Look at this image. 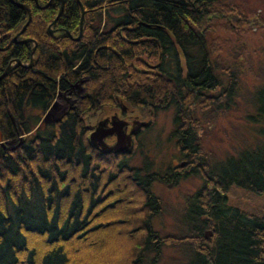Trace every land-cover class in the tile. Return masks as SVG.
I'll return each instance as SVG.
<instances>
[{
  "label": "trees",
  "instance_id": "trees-1",
  "mask_svg": "<svg viewBox=\"0 0 264 264\" xmlns=\"http://www.w3.org/2000/svg\"><path fill=\"white\" fill-rule=\"evenodd\" d=\"M36 1L43 6L48 0ZM78 1L84 21L80 39L73 41L66 34L78 33L76 0H63L62 12L51 28L65 30L54 34L47 26L58 11L59 0H51L45 8H36L33 0H12L27 5L30 11V21L18 40L30 39L36 47L30 67L12 64L0 79V264H108L117 251L108 243L110 235L125 227L129 217L134 218L130 210L125 218L120 208H111L115 202L108 203L113 189L107 185L114 176L108 174L107 183L101 184L107 171L104 167L116 164L114 170H123L124 159L110 155L109 162L93 153L72 114L53 125L39 123L57 91L67 90L69 82L82 75L91 98L87 106L97 100L113 105L124 102L137 112L147 109L148 115L142 117L147 120L157 110L167 109L171 101H177V115L183 103L197 106L201 94L207 100L201 103L208 106L213 97L206 91L220 84L210 68L208 30L220 26L232 31L235 23L242 31L249 25L264 24L262 16L247 20L242 12L228 20L233 9L220 0ZM12 2L0 0V75L11 59L27 64L33 46L32 42L11 40L26 20L25 12ZM176 48L182 51L183 68ZM160 56L162 67L169 71L138 70L143 68L144 57L156 64ZM156 67L159 65L150 68ZM225 69L228 76L236 73V67ZM256 94L253 103L264 128V83ZM187 122L178 145L189 154L199 122L195 117ZM263 128L260 143L227 159L219 171L207 169L204 177L200 175L203 183L191 198L195 204L186 212L187 228L193 235L177 237L179 243L190 242L184 264H264V217L247 215L225 203L231 185L255 194L264 191ZM136 171H128V182L142 196L139 206L155 214L159 199L148 191L146 176L145 181L135 179ZM156 178L170 185L165 177ZM208 180L211 189L205 187ZM108 211L118 214L105 226L99 220ZM135 226L139 228L123 234L125 246L121 247L126 254L130 251L123 264H143L147 254L162 246L152 235L149 220H137ZM210 226L213 233L204 239L200 231ZM98 234L104 239H97ZM88 244L96 251L89 263L81 255Z\"/></svg>",
  "mask_w": 264,
  "mask_h": 264
},
{
  "label": "rangeland",
  "instance_id": "rangeland-1",
  "mask_svg": "<svg viewBox=\"0 0 264 264\" xmlns=\"http://www.w3.org/2000/svg\"><path fill=\"white\" fill-rule=\"evenodd\" d=\"M220 1L224 6L226 4L233 9L230 15L227 16L228 20L237 14L239 15L240 12L247 20H253L252 18L255 15L264 18V0ZM233 24L231 25L232 31H227L219 26L214 29H207L208 33L205 36L210 47L208 56L210 68L217 83H220L216 89L206 91L208 96L213 97L212 100L209 99V102L211 101L210 105L207 106L201 103V101H207L204 99L205 96L201 94L198 97L201 99L199 105L197 104L198 107L194 104L186 105L183 103L181 112L178 114L180 116H178L175 112L177 101H171L167 109L156 111L155 116L151 118V127L141 133V142L136 144L131 154L123 160L129 168L132 167V170H137L134 175L135 179H144L142 181H145V178L148 179L145 181L148 191L153 197L159 199L160 208L156 209L155 214H150V211L139 206V203L143 200L142 196L136 188L129 184L127 177L131 174L126 169L114 170L116 164L104 167L107 171L105 172L106 176L101 178V184L107 183L108 174L114 176L111 178L113 181L107 185L108 189H113V194L109 196L108 203L112 205L115 202L111 208H120V212L125 215V218H128L129 213L134 217H129V222L124 225L125 227H121L122 229L119 230L115 229L114 234L110 235L111 238L108 243L117 247V251L112 254L114 257L109 258L108 264H114L113 260L116 262L115 264H123L124 258L129 256L130 251H127L128 248L126 249L127 254L125 248L123 249L125 246L123 234H129L131 231L138 229L139 227L135 226L137 220H149L152 235L162 241L160 242L162 246L159 247V251L156 250V252L152 248L154 250L146 255L143 264H184L188 260L187 250L190 242L187 240L179 243L177 237H191L193 235L187 228L189 219L186 217V212L195 204L191 198L203 183L200 175L204 177L207 169L214 173L219 171L227 159L237 157L239 152L254 147L256 143L262 141L261 129L263 124L257 118V107L253 103V97L257 96L256 93L260 85L264 83V24L261 26L249 25L242 31L237 30V25ZM176 50L177 57H179V66L183 68L185 65L184 60H182V51L180 48H176ZM229 67H236L234 75L228 76L229 71L225 68ZM165 68L169 71L167 66ZM179 96L181 97V95ZM57 104H59L58 100L52 107L55 108ZM124 104L126 105V103ZM126 106L128 107L127 110H130L129 106ZM131 110V115L138 118L148 115L147 109L141 112H137L136 109L132 108ZM49 111L48 113H50ZM174 116H177L181 121L174 122ZM191 117H195L199 123L194 127L197 138L194 141V143H197V147H195L196 154L188 156L186 151L180 149L178 138L180 135L182 136L183 131H186L187 120ZM42 121L47 122L45 118ZM101 157L110 162L109 157L102 155ZM198 159H200L199 162ZM186 160L191 163L196 161V167L193 173L184 175L183 172L185 173L188 167H185L184 164L182 166V163ZM175 169L181 175L174 181L173 177L166 175L170 171V173H174ZM157 176L165 177L170 185L160 183L156 178ZM210 186L212 184L208 180L205 187L211 189ZM225 198L226 206L230 208H236L247 215L264 217V191L255 194L231 185L225 192ZM108 212L110 214L107 213L103 219L100 218V224L109 225V222L118 214ZM201 217L200 220L203 221V215ZM120 218L122 219V217ZM203 226L206 225L203 224ZM188 227L190 226L188 225ZM204 231H211L209 235L211 236L213 228L210 226L201 229L200 232L203 234ZM116 232L118 233L117 236H115ZM99 235L97 239H104L103 234ZM105 237L107 238V235ZM200 237L202 238V236ZM117 239L120 247L117 246ZM91 245L95 246L94 243ZM91 245H89V249L84 250L81 254L88 263L96 253Z\"/></svg>",
  "mask_w": 264,
  "mask_h": 264
},
{
  "label": "flooded vegetation",
  "instance_id": "flooded-vegetation-1",
  "mask_svg": "<svg viewBox=\"0 0 264 264\" xmlns=\"http://www.w3.org/2000/svg\"><path fill=\"white\" fill-rule=\"evenodd\" d=\"M11 2H12V0H11ZM76 2H77V0H76ZM36 3H37V1H36ZM34 5H35V3H34ZM59 5H60V0H59ZM35 6H36V8L42 7V6H39L38 4ZM62 7H63V0H62ZM83 13H84V11H83ZM83 21H84V14H83ZM50 30H51L50 34L51 33L54 34V33H64L65 29H63L62 27H55V28L50 27ZM101 31H102V26L99 28L94 39H96L98 37V35L101 33ZM81 33H82V27H81L80 35L78 36V38L76 40H74V39L77 37L78 33L75 36L70 35L69 33L66 35H67L68 39H71L73 41H77L80 39ZM18 37L16 38L15 42L14 41H12V42L16 43V42L20 41V40H18ZM113 40L116 42L117 37H113ZM35 46H36V44H35ZM113 53H115V51ZM32 56H33V54H32ZM11 60H16V59H11ZM143 60H144V63L142 66L143 68H139L138 70L143 71V72L144 71L148 72L150 70H155V71H159V72L160 71L166 72L165 68L162 67L163 63H161V56H160V59L158 57V60L156 58V60H157L156 64L159 65L158 68L157 67L156 68H150V67L156 66V64L148 63L145 60V57ZM9 62H10V60H9ZM13 64H15V63H13ZM31 65H32V63H31ZM168 65H171V63ZM180 72L182 74L184 72V70L180 69ZM85 84H86V79L84 78V76L79 75V77L74 82H69L67 90L57 91L55 93V95L53 96V100L49 106V110H50L49 112L50 113H48L47 110L44 111L42 113L41 118L39 119V123H41L42 126L53 125L56 122H59L61 120V118L63 116H66L67 114H68V117H66V118L70 119L71 116H69V115L72 114L73 118H74V120H73L74 123H77L81 134L85 137L87 145L92 149L93 153L98 154V155H102L105 157L112 155L115 157L114 159L118 158L119 160L127 158L131 154L132 149L136 147V144H139V142H141V138H140L141 133L144 130L146 131L151 127V124H152L151 120L143 119L141 117L138 118L137 116H132L131 115V112H132L131 108H130V110H127L128 107L122 102H120V103L117 102L115 105H113V103H105V102H101L100 100H97L96 102L94 101L91 105L87 106L86 102H87V100H90L91 98L88 95L89 92L87 91ZM56 100H58L59 104H57V106L55 108H53L52 106L54 105ZM46 113H47V115H46ZM74 114H75V116H74ZM44 118L47 120V122L42 121V119H44ZM173 121L178 123L181 120L177 116H174ZM97 125L102 126L100 128L102 129V133L104 135L101 138V140L105 144V146L112 147L114 145V143H116L115 137L113 136V134H110V127L112 126L114 129H117L118 126H120V128L123 129L125 135L130 134L129 147H127L122 152L116 154V153H113L112 151H110L108 153H101L100 148H98L96 146H90L88 144V141H87V136L89 133H91L94 130V128L97 127ZM95 143H96V141H95ZM195 147H197L196 143H194V145L188 149V152H189L188 156H192V154H194L193 150ZM184 165H185V167L186 166L188 167V169L186 170L187 172L193 173L195 171L194 169L196 167V161L194 163H191V162H187V160H186L184 162ZM121 166L124 167L123 169H126L127 171L130 170V172L132 173L133 168L132 167L129 168V166L126 163H122ZM179 175H181V173L177 172L176 169L174 170V173L170 174V176H174V177H178ZM167 176H168V174H167Z\"/></svg>",
  "mask_w": 264,
  "mask_h": 264
},
{
  "label": "water",
  "instance_id": "water-1",
  "mask_svg": "<svg viewBox=\"0 0 264 264\" xmlns=\"http://www.w3.org/2000/svg\"><path fill=\"white\" fill-rule=\"evenodd\" d=\"M11 1V0H9ZM35 5H37L36 0H33ZM51 0L47 1V3L40 7V8H45L49 2ZM78 2V0H77ZM79 3V2H78ZM19 9L23 10L26 14V20L23 23V25L21 26L20 30L12 37V41H16V38L22 34V32L25 30L26 26L28 25L29 21H30V11L29 8L27 7V5L24 4H20V3H14ZM79 9H80V16H79V22H78V35L77 37L74 39L76 40L78 38V36L80 35L81 32V27H82V23H83V9L82 6L79 4ZM62 10V0H60V5L58 8V11L53 19V21L47 26V30L50 33V27L51 25L55 22V20L58 18L59 14L61 13ZM20 42L22 43H27V42H32L33 46L30 49V53H29V61L27 64H21L18 60H10V62L7 64V66L5 67L4 71L2 72V74L0 75V79L3 77L4 73L6 72V70L8 69V67L15 63L17 65H21L23 67H30L31 63H32V54L34 52V47H35V43L30 40V39H24L21 40ZM49 111V110H48ZM47 114V113H46ZM102 127L101 125H97L96 128H94V130L88 134L87 136V141L88 144L90 146H96L98 148H100V152L101 153H108L110 151H112L113 153H120L123 150H125L127 147H129V143H130V134L129 135H125L124 131L122 128H120V126H118L117 129H114L112 126L110 127V134H113V136L116 139V143H114V145L112 147L110 146H105V144L102 142L101 138L103 137V133H102V129L100 128ZM96 141V143H95ZM0 145L3 146V144L1 143V137H0ZM183 166V163H182ZM206 238V236L204 237Z\"/></svg>",
  "mask_w": 264,
  "mask_h": 264
},
{
  "label": "bare ground",
  "instance_id": "bare-ground-1",
  "mask_svg": "<svg viewBox=\"0 0 264 264\" xmlns=\"http://www.w3.org/2000/svg\"><path fill=\"white\" fill-rule=\"evenodd\" d=\"M80 4V3H79ZM81 5V4H80ZM82 6V5H81ZM82 9H83V7H82ZM61 12H62V10H61ZM18 42H20V41H18ZM36 47V46H35ZM35 47H34V49H35ZM33 57V56H32ZM33 59V58H32ZM183 164H184V162H183ZM210 233H211V231H204V234H203V236L205 237H208L209 235H210Z\"/></svg>",
  "mask_w": 264,
  "mask_h": 264
}]
</instances>
